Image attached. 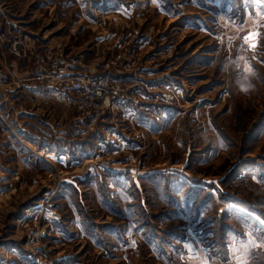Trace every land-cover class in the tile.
Returning <instances> with one entry per match:
<instances>
[{"label":"rangeland","instance_id":"obj_1","mask_svg":"<svg viewBox=\"0 0 264 264\" xmlns=\"http://www.w3.org/2000/svg\"><path fill=\"white\" fill-rule=\"evenodd\" d=\"M0 264H264V0H0Z\"/></svg>","mask_w":264,"mask_h":264},{"label":"built area","instance_id":"obj_2","mask_svg":"<svg viewBox=\"0 0 264 264\" xmlns=\"http://www.w3.org/2000/svg\"><path fill=\"white\" fill-rule=\"evenodd\" d=\"M121 56L119 55L114 59L112 64L117 62ZM115 82L114 78L110 75L101 77H92L88 79L75 77L69 83L70 90L77 96L81 97L86 95L87 107H94L99 99L110 96L112 93L110 87Z\"/></svg>","mask_w":264,"mask_h":264},{"label":"crops","instance_id":"obj_3","mask_svg":"<svg viewBox=\"0 0 264 264\" xmlns=\"http://www.w3.org/2000/svg\"><path fill=\"white\" fill-rule=\"evenodd\" d=\"M52 98H54V97H51V99H52ZM58 99H59V100H62L63 102L69 103V104L72 103V104H74V106H75V108H76L75 103H74V102H71V100H70L69 98H65V97H61V98H60V97H59ZM78 119H82V118H79V117L76 116V117H75V120L78 121Z\"/></svg>","mask_w":264,"mask_h":264},{"label":"bare ground","instance_id":"obj_4","mask_svg":"<svg viewBox=\"0 0 264 264\" xmlns=\"http://www.w3.org/2000/svg\"><path fill=\"white\" fill-rule=\"evenodd\" d=\"M26 145H27V147H29V148H33V146H32L31 143H27ZM40 153H41V152H40Z\"/></svg>","mask_w":264,"mask_h":264}]
</instances>
